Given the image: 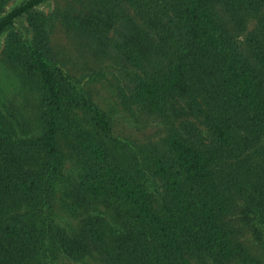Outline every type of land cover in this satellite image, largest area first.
I'll list each match as a JSON object with an SVG mask.
<instances>
[{
    "label": "trees",
    "instance_id": "1",
    "mask_svg": "<svg viewBox=\"0 0 264 264\" xmlns=\"http://www.w3.org/2000/svg\"><path fill=\"white\" fill-rule=\"evenodd\" d=\"M48 1L0 16V41ZM90 1L81 21L113 31L133 102L181 119V135L134 170L106 141L108 115L80 92L68 99L76 87L49 45L23 38L45 93L43 132L29 138L0 108V264H257L237 228L256 235L250 215L264 218V0ZM69 107L90 112L94 134ZM65 128L87 166L66 203L77 223L64 227L54 202Z\"/></svg>",
    "mask_w": 264,
    "mask_h": 264
},
{
    "label": "rangeland",
    "instance_id": "2",
    "mask_svg": "<svg viewBox=\"0 0 264 264\" xmlns=\"http://www.w3.org/2000/svg\"><path fill=\"white\" fill-rule=\"evenodd\" d=\"M22 1L0 0V16L11 11ZM90 5V0H49L37 8L38 14L33 19L24 17L19 20L15 34L1 39L0 108L15 114L29 138L36 139L42 135L45 93L23 59L24 48L20 44L23 38H37L38 41L49 45L59 67L68 73L76 87L71 93L69 87L66 97L76 99L80 92L90 99L96 108L108 115L113 124V134L106 141L126 155V161L132 163L136 170V167L147 166L149 159L161 157L167 149L169 138L181 135V119L146 113L133 102L136 89L134 76L131 69L125 70L120 65L116 54L112 52V49H115L113 31L106 33L103 38L99 33L102 25L87 28L85 22L81 21ZM95 9L100 10L102 6H96ZM98 38L101 39L96 40ZM98 41H104L105 46L97 45ZM124 95L127 96V101L123 99ZM67 113L71 121L91 133L94 132L89 111L69 107ZM66 128L60 135L62 171L56 185L54 202L58 212L57 221L64 227L77 223L69 216L66 203L71 187L87 166L76 152L70 132ZM253 213L250 217L258 230L257 234L253 235L246 225L244 229L237 226L238 235L257 264H264V218L254 216ZM64 217L72 221L64 220Z\"/></svg>",
    "mask_w": 264,
    "mask_h": 264
}]
</instances>
